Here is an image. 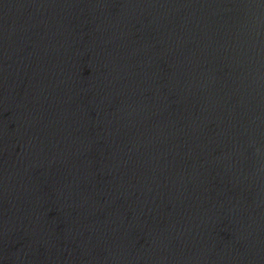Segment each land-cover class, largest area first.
<instances>
[{"label": "water", "instance_id": "95a60500", "mask_svg": "<svg viewBox=\"0 0 264 264\" xmlns=\"http://www.w3.org/2000/svg\"><path fill=\"white\" fill-rule=\"evenodd\" d=\"M0 264H264V0H0Z\"/></svg>", "mask_w": 264, "mask_h": 264}]
</instances>
